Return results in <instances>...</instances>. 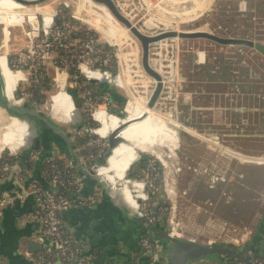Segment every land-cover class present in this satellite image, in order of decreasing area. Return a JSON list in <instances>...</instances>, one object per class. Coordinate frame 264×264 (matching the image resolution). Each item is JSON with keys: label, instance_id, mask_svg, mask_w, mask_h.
<instances>
[{"label": "rangeland", "instance_id": "1", "mask_svg": "<svg viewBox=\"0 0 264 264\" xmlns=\"http://www.w3.org/2000/svg\"><path fill=\"white\" fill-rule=\"evenodd\" d=\"M25 1L28 6L41 5L44 1L47 3L45 8L53 10L64 0ZM68 1L70 8L67 12L74 19L75 26L83 25L94 30L97 39L111 47L112 56L107 65L115 74L121 73L126 83L123 86L117 81L116 90L126 100L113 112L121 111L129 116L125 105L129 104L131 97L135 95L143 99L146 105L157 83L143 66L141 40L114 15L112 19L101 3L95 0ZM114 1L144 33L207 30L222 36L246 37L255 40L256 45L264 46V0H246L249 11L245 15L239 11L242 0ZM12 6L19 7L14 0H0V8L8 7L0 9V57L7 56L11 69L30 75L27 67L16 65V55L30 40L31 23L27 14L23 20L21 16L7 15L14 8ZM38 9L40 16L43 8ZM78 9L82 12L77 13L79 18L72 15ZM88 17L99 19L104 27H111L115 31L116 43L111 44L101 31L84 20ZM54 53L56 55L58 51ZM244 58L246 61H242ZM114 60L116 70H113ZM150 63L163 78V87L155 103L156 110L160 109L157 116L179 125L176 127L178 131L175 130L179 132V146L175 151L166 146L159 147L164 159L149 150L139 151L141 155L155 158L158 168H163V177H158L156 185L165 201L162 217L167 219L166 229L185 239L208 244L230 243L247 249V244L255 242L259 233L257 228L264 216V52L246 44L176 35L150 44ZM249 67L258 71V82L252 80ZM41 70L50 77V89L42 90L44 99L35 100L33 104L39 111L52 114L50 94L62 82L56 83L55 77L60 73L70 74L67 68L48 60L40 65ZM19 81L17 89L22 95L26 93L28 103L32 97L28 87L37 82L32 77ZM130 104L132 110H140L138 104ZM5 109L0 108V155L5 151L8 154L21 151V147L13 150L5 143L11 123L9 111ZM20 110L23 112V108ZM171 116L179 121H172ZM54 119L63 121L55 116ZM91 119L96 122L94 125L98 124L94 117ZM109 119V116L102 117L104 122ZM22 138L16 141L21 142ZM25 139L22 147L26 145ZM241 154L256 160H247ZM31 159L37 160L35 157ZM131 172L140 179L138 173ZM211 263L246 264L228 255L204 256L190 262Z\"/></svg>", "mask_w": 264, "mask_h": 264}, {"label": "crops", "instance_id": "2", "mask_svg": "<svg viewBox=\"0 0 264 264\" xmlns=\"http://www.w3.org/2000/svg\"><path fill=\"white\" fill-rule=\"evenodd\" d=\"M12 7L17 8L15 6ZM84 20L101 31L110 42L111 34L115 32L111 27H104L103 23L94 17L84 18ZM110 43L115 44L116 38L114 43ZM3 57L7 60L5 56ZM7 62L9 64V60ZM65 78L62 73H60V76L56 75L55 82H62L58 85V89L52 90L50 94L52 103L57 97L67 98V93L62 90V86L66 84ZM20 79L22 77L14 82L13 85L15 87ZM0 83L3 97L1 79ZM103 87L105 91L103 90L102 93L110 92L111 103H113V105L110 104L112 109H117L118 102L112 98V94H121L120 91L116 90V87ZM17 90L16 88L15 93ZM136 102L142 107L146 106L143 99L134 95L126 106L129 110L128 115L144 112L141 107L139 111L132 110L130 103L137 105ZM57 106L66 107L67 112L65 113L70 114L68 107L62 102H58ZM0 108L4 109L1 106ZM103 116H109L110 118L111 114L103 112L97 116V120L101 124L98 128H95V131L107 136L111 132V128L109 127L110 124H108L109 121L104 122L102 120ZM112 116L114 117V115ZM152 117L158 124L154 134L148 139H142L137 136L138 133H142L147 129L149 125L147 123L138 124L139 130L137 131L119 134L122 141L112 149L101 172L103 175L109 174L114 178L111 182L113 193L107 192L104 185L99 181L81 173L80 167L72 162L74 170L81 178V186L73 192V196L81 201L62 212L63 224L73 238V247L84 255L90 264H167L165 259L158 263L154 262L155 259L152 258L150 253L147 254L143 250L142 237L148 235L151 239H157V234L154 231L145 229L143 223L136 215L139 212L135 208L137 205L135 195H143L144 183L140 185L143 180L129 177L127 174L131 164L139 157V151H152L161 159H164V155L159 147L166 146L170 151H175L173 147L166 143L170 141V138L164 133L162 127L165 126L175 133L174 130L179 128V125L159 119L155 115H152ZM76 118L78 120V116ZM171 119H173L172 121H179L173 117ZM72 124L65 123L64 126H66L68 131H73ZM83 126L78 125L79 128ZM177 131L176 135L179 137ZM24 132V127L20 122L11 118V123L6 131V145L10 147L14 141L13 148L22 147L24 137L21 142H17L18 140L16 141V139L21 138ZM47 134L52 138V141H50L49 137H47L50 153L39 158L41 151H37L39 153L36 152V156L38 155L36 157L37 160L31 161L30 159L22 178L18 174L16 178H13L11 171L7 174L4 173L0 165V194L6 190L13 194H23L16 196L14 203H8L0 210V264H43L38 259L39 254L46 252L49 248L48 246H53L51 240L48 241L39 236L42 231L39 201L36 194L27 193V191L34 181L39 182L44 187L48 186L49 176L46 177V168H43L44 161L50 157L62 158L64 162L73 161V155L60 135L50 131H47ZM81 144L79 141L73 140L75 150L81 147ZM11 155L19 159L20 152H14ZM241 155L245 158L256 160L246 155ZM13 160L11 159L10 162ZM26 171H29V173L26 174ZM32 241L38 243L36 248H34L35 246H30ZM57 264H60L59 260H57Z\"/></svg>", "mask_w": 264, "mask_h": 264}, {"label": "built area", "instance_id": "3", "mask_svg": "<svg viewBox=\"0 0 264 264\" xmlns=\"http://www.w3.org/2000/svg\"><path fill=\"white\" fill-rule=\"evenodd\" d=\"M17 1L23 4L24 2H27L25 0ZM63 2L60 3V5H55L53 10H49L45 8L47 3L41 1V5L39 6L43 8L42 14L39 16L36 11L32 18L28 17L31 23L28 31L30 40L26 43L25 47L20 49L17 53L16 65H19L20 68L27 67L29 70L30 75L23 72L24 75L22 79L28 80L32 77V79L38 83L41 77L40 65L48 60L50 63L56 64L60 67L59 64L60 61H62V58L61 56H58V54L55 55L54 51L61 48L67 52L73 47L75 55L78 59V67L84 75V79L78 80L77 76L71 77V75H69V77L68 74H65L66 77H68L67 86L76 87L78 89V96L82 99V104L77 106L79 110L81 112L88 111L89 113L87 114L97 120L96 116L99 111L105 110L110 112L111 110L112 113H114L116 109H112V106L110 105H113V103H111L109 91L102 94L94 92L96 89L95 87H97L96 85L100 84L99 80L101 79L89 75L83 69L87 67L91 72L98 71V74L106 73L108 76H113L115 73L112 71L110 66L107 65V62L111 59L112 55L110 56V50L106 51L100 45L101 42L95 35H87L82 39L74 36L77 30L84 29L86 27L83 25L81 27L75 26L73 18L67 12L69 11L70 3L68 0H64ZM118 8L124 11L122 6L119 5ZM239 11L242 15H245L249 11L246 0H242L240 2ZM47 14L49 15L48 17L46 16ZM72 15L77 16V12ZM250 47H257L256 43L255 46ZM242 61H246V59L244 58ZM9 65H12L10 60ZM31 68L32 71L30 70ZM249 73L252 80H256L257 82L259 81L258 71L255 70V68L249 67ZM93 82H96V84ZM117 85L118 83H116V81H113V84H104V86L111 87H117ZM26 97V93L24 95L20 94L19 97L16 96L17 99L24 100V103H21L24 105L27 104ZM102 103L104 104L101 105ZM126 106L127 104L125 107ZM97 123V125L95 124L78 128L76 133L84 139L81 147H79L81 148V151L88 146L98 145L101 147L98 152L87 149L88 152L81 153V155H79L89 168L98 172V167L101 163L98 162L99 160H97V157L104 155L106 147L108 146V141H105L108 135L102 136L95 131V128H98L101 124L98 120ZM85 134H89L90 136L86 137ZM37 156L36 152H33L31 157L36 158ZM46 163V173L49 176L48 186L44 187L39 182L34 181L31 184L30 189L27 191V193L31 192L36 194L39 201L40 218L42 222V231L40 236H47L54 242V246H48L49 248L47 251L39 254L38 259L42 261L45 259V255L48 254L54 255V257L47 259L45 263L43 262V264H57V260L60 261V264H90L87 258L73 247V238L65 229L62 217V212L64 210L81 201L73 196V192L81 186V178L74 170L72 161L61 162L55 157H50L46 160ZM143 166L146 171L145 175H140V179L145 183L143 195H135L137 203L135 208L144 220V224L153 225L155 223H159L163 218L162 207L159 208L160 212L158 214L153 213V200L150 196V191H153L156 188V183L159 177V168L156 159L151 157L147 158ZM12 167L13 164L10 161H5L1 164V169L6 174L12 171ZM24 171L25 170H20L18 172L19 177H23ZM67 188H74L75 190L72 189L73 191L68 193L66 191ZM15 198L16 196L8 193L1 194L0 210L8 203L14 202ZM170 232L175 235L177 234L173 231ZM141 244L145 253L149 254L150 252H153V255H151L153 259L160 257V243L157 239H151L148 235H144L142 237ZM247 246L249 247L247 248V253L250 260L255 264H264V243L260 248L261 250L259 253L256 252L255 248L257 246L255 245V242L247 244Z\"/></svg>", "mask_w": 264, "mask_h": 264}, {"label": "water", "instance_id": "4", "mask_svg": "<svg viewBox=\"0 0 264 264\" xmlns=\"http://www.w3.org/2000/svg\"><path fill=\"white\" fill-rule=\"evenodd\" d=\"M96 1L107 5V7H109V9L115 15V17L119 19L120 21H122L123 23H125L141 40L142 47H143V56H142L143 66L150 75L154 76L157 79L156 86L148 101V105L151 107L155 106L156 100L163 87L162 75L159 73V71H157L154 67H152L150 63V44L152 42L158 41L165 37L180 35V36H185V37H208L220 43L247 44L250 46H255V41L252 39L245 38V37L222 36V35L213 33L211 31H207V30H185V31L163 30L155 34L144 33L143 31L140 30L139 27L134 25L130 21V19L121 12V10L118 8L114 0H96ZM256 46L264 52L263 45L257 44ZM0 79L3 83V97L2 98L5 100L4 107H6V109L8 108L13 109L15 112L20 113L19 115L17 114H12V115L29 118L33 122V126L36 131L38 130L33 120L35 117L36 118L38 117L39 119L46 122L44 124L49 127V130L51 129L52 132L60 135L61 138L65 141L68 149L73 155L72 162L74 165H78L80 167L81 173H83L87 177H90V178H93L99 181L100 183L104 185L107 192L113 193L112 185L109 183V181L106 178H104L102 175H100L97 171H95L94 169L89 168L86 165L85 161L82 160L79 154L76 152L75 147L73 145V140H72L73 132L68 131L67 129H64L58 124L52 123L44 112L39 111L35 107L17 105V104L11 103V101H9L8 99V95L6 92L5 79L2 74L1 67H0ZM65 81L67 83L68 81L67 77L65 78ZM99 83L101 86H104L105 84L102 80H99ZM65 90L68 91L72 99H74L78 95V89L76 87H68L66 85ZM15 95L19 97V94H15ZM20 108L21 109L23 108V112H21ZM117 114H122V113L121 111H119ZM125 126H126V123H122V125H120L116 129L111 130V132L108 134L107 151H105L104 155L99 157V161L101 164L107 162L108 156L111 154L112 149L122 141L119 134ZM43 130L44 129H42V136H43L41 139L42 143H41L40 138L33 139L35 140L36 148H39L41 144L43 146V148L41 149L39 158H41V156H44L50 153V148L48 147V144H47L48 134L46 131H43ZM32 154H33V148L31 145L29 147H21L18 161H14V160L12 161L13 167L11 171V176L13 178H16L20 170L27 169V166H28L29 160L31 159ZM140 155L141 154L139 152L138 156ZM131 169L137 172L138 175H141V176L145 175V172H146L144 166L138 161V158L131 164L129 170ZM159 176L163 177V168H159ZM132 178L137 179V177H132ZM9 192L10 191L6 190L4 193H8L14 196H18L21 194V193L13 194ZM154 195L155 196L153 198L154 202L152 206V211L154 214H156L159 207L162 206V204L164 203V199L158 190L154 192ZM14 202H11V203H14ZM136 215L138 216V219H140L141 222L143 223V226L145 229L149 231H154L157 234V240L160 243L161 253H160V257L154 260V262L156 263L161 262L162 259H165L167 261V264H190L191 261L195 259H199L204 256L223 255L227 252H232L246 264H255L248 257L247 250L233 249L231 246H226L222 244H208V243L198 242L195 240L181 238L178 235H175L166 229L167 219L165 217L162 218V220L159 223H155L153 225H146L144 224V220L142 219L141 215L139 213H136ZM43 238L45 240L50 241L49 237L47 236H43ZM51 243L54 246V242L52 241ZM30 246L31 247L35 246L34 248H36L38 246V243L36 241L34 242L32 241ZM150 255H153V252H150Z\"/></svg>", "mask_w": 264, "mask_h": 264}, {"label": "bare ground", "instance_id": "5", "mask_svg": "<svg viewBox=\"0 0 264 264\" xmlns=\"http://www.w3.org/2000/svg\"><path fill=\"white\" fill-rule=\"evenodd\" d=\"M14 2L16 4H18L19 7L11 9L8 12L7 15L21 16L22 20H23V17H24L25 14H27L28 17L32 18L35 15V12L39 10L38 7H40L39 5H37V6H28V5H25V4L17 1V0H14ZM98 3H101V2H98ZM101 4L106 7L107 11L110 12L112 16L114 15L111 12V10L109 9V7H107V5H105L104 3H101ZM8 7H11V6H8ZM8 7H2L0 9H5V8H8ZM77 13L80 14L82 12H80V9H79L77 11ZM46 16L48 17L49 15L47 14ZM105 38L107 39L106 36H105ZM109 40H110V42H113V43L115 42V32H112L111 37H110ZM5 57L7 58V56H5ZM0 67H1L2 74H3L4 79H5L6 92H7L9 101H11V103H13V104L24 105V104H21V103H24V100L23 99L19 100L15 96V90H16V87H17L18 84L16 85V87L13 85L16 80H18L21 77L23 78V75H24L23 71L11 69V67L9 66L7 60L3 56L0 57ZM83 70L86 71L89 75H92L93 77L99 78V79H101L103 82H105L107 84H113V81H116V83H117V81H118L119 85H123V86L126 85V83H124V79L122 78V74L121 73H119V75L115 74L113 76H108L106 73L98 74V71L91 72L87 67H85ZM66 85H67V83L62 86V90H64V93H67L66 94L67 98H65V97H57V98H55V100L52 103L53 115L57 119L73 122V120L77 116H78V120H79L81 113H80L79 108L77 107V105L73 101L71 95L68 93L67 90H65V86ZM58 102H62L63 104H65L68 107L70 114L65 113V112H67L66 111L67 110L66 107H63V106L62 107H58L57 106ZM136 103L139 105L138 102H136ZM3 108L5 109L4 106H3ZM142 108L149 110L150 113H145L146 111H144L142 109L144 112L131 114V115L127 116V118H129L131 120V122H133L135 124H143L145 122H147V124L149 123V125L147 126V129L144 132L137 134V136H139L142 139H148L149 137H151L152 134H154V132H155L154 130H155L157 124H158L157 121H155V119L152 117V115H155L158 118L157 113H159L160 111L156 110L157 106L151 107V106L148 105L147 102H146V106H144ZM103 112H108V111L101 110V111L98 112L97 116L100 115ZM108 113H109V115L111 114V117H113L112 115H114V116L127 115V114H117V113H112V112H108ZM7 114L11 118H14L15 121L20 122V124L24 127V131L25 132H24V135L22 137L26 138L25 139V142H26V146L25 147H29L31 145V143H32L33 133H34V129H35L32 124H28L27 123L26 120L29 119V118H27V117H19V116L12 115V114H9V113H7ZM97 116H96V119H97ZM162 128H163L162 130L164 131V133L170 138L169 139L170 141H168L166 143L168 145H170L171 147H173L174 149H176L177 146H179L178 145L179 137L176 135V132L175 133L171 132V130L167 129L165 126L162 127ZM102 136H104V135H102ZM10 148L15 150V148H13V143L11 144ZM245 159L253 160V159H248V158H245ZM104 166H105V163L99 165L98 173L100 175H102L104 178H106L109 181V183L111 184V182L114 180V178L111 175H109V174L108 175H103L101 173L103 171V167ZM143 183H144V181L141 182L140 185H143Z\"/></svg>", "mask_w": 264, "mask_h": 264}, {"label": "trees", "instance_id": "6", "mask_svg": "<svg viewBox=\"0 0 264 264\" xmlns=\"http://www.w3.org/2000/svg\"><path fill=\"white\" fill-rule=\"evenodd\" d=\"M74 20V19H73ZM87 35H95L97 37V34L94 30H91V29H87V28H84V29H79L76 31V33L74 34L75 37L79 38V39H82L84 37H86ZM106 51L111 50L110 46L107 44V43H101L100 44ZM260 49V48H259ZM58 56H61L62 58V61H60V65L67 68L69 74L71 75V77H74V76H77V79L78 80H82L84 79V75L82 74L80 68L78 67V59L75 55V51L73 49V47L68 50L67 52H65L63 49L59 48L58 50ZM117 69V64H116V61L114 60V68L113 70H116ZM42 73L41 77H40V81L30 87H28V91L32 93V98L38 100V101H42L45 97V93H42L41 91L44 90V89H50V84L49 83V76L46 74V72L44 71H40V74ZM94 84H96V82H93ZM105 88L101 85H97L96 89H95V93H98V94H102V91L104 90ZM105 91V90H104ZM18 93L19 95L21 94L18 90ZM112 98L114 100H117L118 102V105H124L125 103V100H126V97L121 95V94H112ZM2 102L4 103L5 100L2 98ZM74 102L77 106H80L82 104V101H81V97H79L77 95V97L74 98ZM75 105V106H76ZM11 112H13L14 114H17L19 115L20 113H17L15 112L13 109H9ZM117 111V109L115 110ZM83 118L84 120L88 121V123H82L84 125H87V126H91V125H94V123H89L90 121H92L91 119V116L87 113H84L83 115ZM122 123H126V126L121 130L120 133H127V132H134V131H137L139 130L138 129V124H134L133 122H131V120L129 118L126 117H122V116H114V117H110L109 119V122L108 124L109 127L111 128V130L113 129H116L117 127H119L120 125H122ZM149 124V123H148ZM84 139L83 138H79V142H83ZM42 146V144H41ZM43 147V146H42ZM37 149V148H36ZM92 150L94 152H98L101 147H99L98 145H94V146H88L84 149H82V152L81 153H86L88 152V150ZM39 150V149H38ZM107 151V147H106V150ZM141 158L138 160L142 165H144V163L146 162L147 160V155L145 154H142L140 155ZM58 159V161H61L63 162L64 160L61 158H58V157H55ZM11 159H14V160H18V157H14L13 155L11 154H8L6 151L5 152H2V154L0 155V165L2 163H4L5 161H11ZM97 160H99V157H97ZM30 162V161H29ZM43 168L45 169L46 166H47V163L46 161H44L43 163ZM74 168V167H73ZM159 168H162V167H159ZM131 171H133L132 169L128 171V176L129 177H136V175H134ZM134 173L137 174V172L133 171ZM46 177H48V174L46 173ZM159 179H162V177L159 176ZM74 189V188H72ZM72 189L70 188H67L66 191L68 193H70L72 191ZM75 190V189H74ZM158 190L157 188V185H156V188L154 189V191ZM154 195V192H151L150 193V196ZM153 200V198H151ZM162 205H165V201ZM160 212V209H158L157 213L158 214ZM164 218V217H163ZM257 230L259 231L258 235H256L255 237V245L257 246L255 249H256V252L259 253V251L261 250L260 248L262 247L263 243H264V216L262 217L261 219V222L259 224V227L257 228ZM223 244V243H222ZM224 245H228V246H233L232 244L230 243H227V244H224ZM234 247V246H233ZM249 248V247H248ZM244 250H247L246 247L243 248ZM227 255H233L232 253H227ZM54 257V255H48L46 254L45 255V259L42 260V262L45 263V261L49 258H52ZM239 260V259H238Z\"/></svg>", "mask_w": 264, "mask_h": 264}, {"label": "flooded vegetation", "instance_id": "7", "mask_svg": "<svg viewBox=\"0 0 264 264\" xmlns=\"http://www.w3.org/2000/svg\"><path fill=\"white\" fill-rule=\"evenodd\" d=\"M1 84V83H0ZM0 89H1V87H0ZM15 94H19L18 93V90L16 91V93ZM29 94L31 95L32 93L31 92H29ZM36 99H34V98H32V97H29V99H28V103L27 104H25V106H32V107H34V102H36L35 101ZM0 104H5V102L3 103L2 102V95H1V90H0ZM8 111H9V113L10 114H14L13 112H11L10 110H9V108H8ZM18 113V112H17ZM80 113L82 114V112L80 111ZM46 114V113H45ZM47 115V117H48V119L52 122V123H55V124H58L59 126H61V127H63L64 129H66V126H64L63 124H60V123H73L72 124V126L71 127H73V134H72V140H75V141H79V138H80V136H78L77 135V133H76V131L78 130V125H81V126H83V124L82 123H88V121H86V120H84V118H83V114H82V116L80 115V118H79V120H77V118H75L74 120H73V122H69V121H62V122H59V121H56L55 119H54V115H53V113L52 114H46ZM123 117H126V115H124ZM160 119V118H159ZM34 120V124L36 125V128H37V130L38 131H36L35 129H34V133H33V139L34 138H40V140L42 139V129H44L43 131H50V132H52V130L50 129L49 130V127L48 126H46L44 123H46V122H44L43 120H41V119H39L38 117L36 118H34L33 119ZM27 121V123L28 124H32L33 125V122L30 120V119H27L26 120ZM79 123V124H78ZM89 123H96V122H94V121H90ZM147 122H145V123H143V124H146ZM135 124V123H134ZM175 130H177V129H175ZM174 130V131H175ZM37 132V133H36ZM54 133V132H53ZM51 134V133H50ZM51 135H53V134H51ZM48 137H49V139H50V141H52V138H51V136H49V134H48ZM82 138V137H81ZM41 143H42V140H41ZM25 144V143H24ZM26 146V145H25ZM31 146H32V148H33V152H37V151H41V149L43 148L41 145H40V147L39 148H37L36 149V147H35V140H32V143H31ZM75 146H76V144H75ZM78 148V147H77ZM39 149V150H38ZM77 150V153L78 154H80L82 151H81V148H78V149H76ZM38 153V152H37ZM39 154V153H38ZM30 161V160H29ZM152 192H155L154 190L152 191ZM154 196L155 195H153V197L152 198H154ZM153 202H154V200H153ZM160 207H163V205L162 206H160ZM159 207V208H160ZM222 245H224V244H222ZM226 246H228V245H226ZM233 249H241V250H244L243 248H239V247H233V246H231ZM227 253H232V252H227ZM227 253H225V254H223V255H227ZM233 255H228V256H230V258L232 257V258H234V259H239L242 263H245V262H243L239 257H237L234 253H232Z\"/></svg>", "mask_w": 264, "mask_h": 264}]
</instances>
